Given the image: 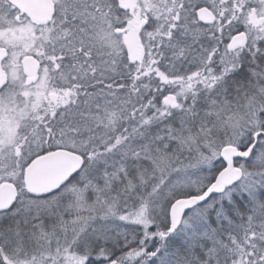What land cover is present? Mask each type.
Instances as JSON below:
<instances>
[{
	"label": "snow or ice",
	"instance_id": "snow-or-ice-1",
	"mask_svg": "<svg viewBox=\"0 0 264 264\" xmlns=\"http://www.w3.org/2000/svg\"><path fill=\"white\" fill-rule=\"evenodd\" d=\"M0 264H264V0H0Z\"/></svg>",
	"mask_w": 264,
	"mask_h": 264
}]
</instances>
